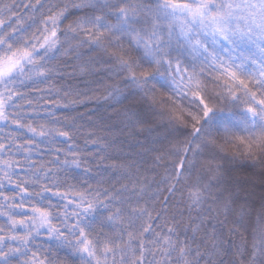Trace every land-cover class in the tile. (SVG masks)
<instances>
[{"label": "snow or ice", "instance_id": "1", "mask_svg": "<svg viewBox=\"0 0 264 264\" xmlns=\"http://www.w3.org/2000/svg\"><path fill=\"white\" fill-rule=\"evenodd\" d=\"M0 264H264V0H0Z\"/></svg>", "mask_w": 264, "mask_h": 264}]
</instances>
